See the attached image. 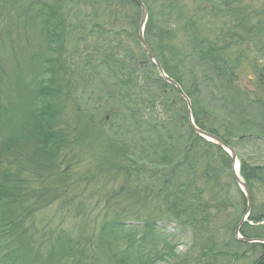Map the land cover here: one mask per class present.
<instances>
[{
  "label": "rangeland",
  "instance_id": "374dc122",
  "mask_svg": "<svg viewBox=\"0 0 264 264\" xmlns=\"http://www.w3.org/2000/svg\"><path fill=\"white\" fill-rule=\"evenodd\" d=\"M33 1L0 0V112L3 114L0 115V170H10L11 167L13 176L22 178L23 183H29L28 189L30 186L33 187L31 192H26L28 200L22 201V205H28L30 197L37 201L36 209L18 210V218H22L20 224L22 230L19 228L17 230L14 226L16 229L12 228L14 230L11 240L0 238V257L9 258L15 253H20L21 258L16 260V264L22 261L25 263L26 256L20 248L29 245L33 251H37L38 257H44L49 252L48 258L52 264H112V254L128 261L129 251L121 243L120 232L114 235L116 239L113 243L117 244L111 247L105 239L100 238L101 230L106 222L112 218L115 220L117 217H126L122 218L130 220L125 223L126 225L137 224L142 221L139 218L145 216L146 210L151 217L163 213L156 210L158 205H161L156 198L149 199L147 205L126 197L129 182L133 178L132 175H135L133 172L135 168L127 170L126 167L112 165L120 159L115 152L111 153L110 138L114 136L113 131L115 130L117 136L119 134L122 137L121 128L123 127V132H126L125 137H129L130 129L135 135L133 138L138 139L137 136L142 134L140 126L143 125L129 122L128 119L123 118L120 110L118 115L111 116L113 110L109 112V106L115 104L114 93L119 94L112 75L108 77L104 73L95 74L90 66L83 67V64L88 65L87 60L95 63V59L90 58V55H95L93 46L99 44L101 46V43L97 36L100 28L97 24L94 26L93 24L96 21L101 22V19L96 18L88 8H85L82 0H73L77 8H83L81 12L76 8L72 11L67 10L70 0H38L39 4H42V1L54 3L61 8L62 12L71 14V17L66 19V37L59 45L54 62L57 76L55 82L60 91L59 96L57 95L58 99H55L59 109L57 122L62 127L68 125L65 129L67 135H61V144L54 157L56 164L50 160L51 157L46 159L43 153L40 154L36 150V143L34 146L32 136L16 147L13 145L11 149L6 144L5 139L11 138L9 135L13 130L7 120L12 121L14 115H18L17 107L21 104L19 103L22 98L20 86L35 79V75H38L37 64H42L48 52L47 42L42 34L41 20L34 15L38 4ZM215 2L216 0H154L149 3L153 15L152 21L156 25L157 36L156 41L153 42L156 43L157 54L170 60L173 52L178 53L177 70L185 86L192 88L198 102L212 115L214 113L212 121H217L220 131L224 132L225 128L238 123L241 116L235 112L232 105L229 106L226 101H220L216 89L212 88L211 91L212 71L206 64L200 65L201 60L195 56L193 47L196 46V42L210 47L220 46L224 41L236 39L235 36L238 35H241V39L246 38L243 41L237 39L240 41L238 49L244 56L238 70V83L249 90L254 97L263 95L260 86L264 84V0L236 1L235 4L242 7V13L238 16L230 13L229 4H224L220 0V8L219 3L216 5ZM102 13L101 8L99 14L102 15ZM116 13L119 19L114 20L113 27L117 29L121 24L124 26L122 34L124 49L129 48L128 50L133 53L132 56L140 59L143 53L134 40L138 21L136 24L126 22L128 16L135 17L137 11L132 6L122 5L121 8L117 7ZM80 14L86 17L88 14V19L81 18ZM239 18L242 19L240 22L237 20ZM75 24H78V27H74ZM89 25L92 32L88 34L84 28ZM250 25H257V30L253 31ZM111 28L112 26L106 23V29L101 28V31H108ZM159 34L162 36L159 37ZM78 38L80 42H76ZM159 44L162 45L159 46ZM141 47L146 53L143 46ZM147 57L153 63L148 54ZM60 65L63 67V72ZM160 65L162 66L161 63ZM25 96L27 95L24 93L23 97ZM256 104L262 105L259 102ZM260 110V106H251L246 107L242 113L258 119ZM105 116L107 118L104 122ZM29 126L24 125L23 130L28 128L29 133L31 130ZM260 129L257 126L251 127L250 132L254 140L247 142L245 138L234 137L233 128L230 140L237 141L235 150L239 161L244 159L250 164H264V135L261 134L264 131L260 133ZM61 132L64 134L63 131ZM125 141L134 142L133 140ZM113 144L115 143L112 142ZM113 147L116 151L114 145ZM124 160L122 158L121 163L127 165ZM203 163L204 159L197 161V171L202 170ZM220 176L223 181H228L224 174ZM231 192L234 202L238 203L235 195L237 189L233 185ZM208 195H210L209 192ZM220 195L223 197L222 191ZM255 195L258 200L263 201L264 189L255 190ZM19 206L22 208L21 205ZM237 212L238 210L235 211L234 216ZM164 215L166 218L158 221V225H165L161 229L169 234V244L175 246L169 250H173L174 254L160 259L158 264H175L177 260L185 261L188 258L186 254L190 245V233L187 230H180L174 223L173 217L167 218V214ZM27 216L31 218L24 222ZM225 216L227 221L232 218V213L229 212ZM169 220L172 223H167ZM245 220L247 217L243 222ZM12 223L14 224V221ZM249 223L261 224L264 223V219L255 223L249 221ZM20 231L22 233L18 235ZM230 235L229 228L228 232L222 235L228 247H232ZM234 237L236 238L235 229ZM177 238L181 243H176ZM257 238L264 239V237ZM236 240L239 239L236 238ZM60 243L77 248L76 252L69 255L62 254L60 250L57 251ZM261 244L264 245V243ZM31 255L34 256L33 253ZM257 255L258 252L255 251L253 256ZM226 259L230 258L222 257L219 260L224 264ZM233 262L244 264L243 261L234 259ZM0 264H6V261L0 259Z\"/></svg>",
  "mask_w": 264,
  "mask_h": 264
},
{
  "label": "trees",
  "instance_id": "16d2710c",
  "mask_svg": "<svg viewBox=\"0 0 264 264\" xmlns=\"http://www.w3.org/2000/svg\"><path fill=\"white\" fill-rule=\"evenodd\" d=\"M82 1L85 8H88L96 18L101 19V22L96 21L93 24V26L97 24L100 28L97 36L101 43V46L100 44L93 46L95 55H90V58L95 59V63L87 60L88 65L83 64V67L90 66L95 74L104 73L108 77L112 75L119 94L114 93L115 104L109 106V112L113 110L111 116L118 115L120 110L123 118L125 117L129 122H134L139 126L143 125L140 126L142 134L137 136L138 139L133 138L135 135L131 133L130 129L129 137H125L126 132H123V127L121 128L122 137L119 134L117 136L116 131H113L114 136L110 139L115 143L113 145L116 151L111 142V153L115 152L120 156V159L112 165L113 167H126L127 170L135 168L133 169L135 175H132L133 178L129 182L126 197L147 205L149 199L156 198L159 200L158 202H161V205L156 202L158 205L156 210L163 213L151 217L148 215L149 211L146 210L145 216L139 218L142 221L137 224L128 223L126 225L125 223L130 221L122 219L126 217H117L115 220L112 218L107 221L101 230L100 238L105 239L108 246L111 247L117 244L113 243L116 239L114 235L120 232L121 243L129 251L128 261L119 259L117 255L112 254V264H158L160 259L174 254L173 250L169 251L165 247L170 243L169 234L161 229L165 225H158V221L166 218L164 214H167V218L173 217L174 223L180 230H187L190 233V245L186 254L188 258L185 261L177 260L175 264H222L219 260L222 257L230 258L226 259L224 264H235L233 259L243 261L244 264L246 262L247 264H264V245L246 243L236 240L234 237V229L246 209V200L236 186L231 170L230 156L222 148L206 141L189 127L187 104L184 98L176 88L163 80L154 63L148 60L147 54L139 44L136 31L134 40L139 44L143 53L140 59L132 56L133 53L128 50L129 48L124 49L121 37L124 32L123 25L121 24L117 29L113 27L114 20L119 19L116 13L117 7L121 8L122 5L135 8L137 15L135 17L128 16L126 22L136 24L139 15L137 3L134 0ZM143 1L149 11L144 31L145 39L165 72L179 82L185 94L190 98L195 123L200 128L217 134L234 148L237 141L230 140L233 128L234 137L245 138L247 142L253 141L251 127L261 128L260 133L262 130L264 131V84L260 86L263 95L254 97L249 90L238 83V70L244 57L243 52L238 49L240 41L237 39H241V35L235 36L236 39L231 38L230 41H224L220 46L207 47L196 42V46L193 47L195 56L201 60L200 65L206 64L212 71L211 91L212 88L216 89L220 101H226L229 106L232 105L235 112L241 116L238 123L221 132L217 121H212L214 113L212 115L198 102L192 88L185 86L183 78L177 70L178 53L173 52L170 60L157 54L156 43L153 42L157 36L156 25L152 21L153 15L149 3L154 0ZM222 1L224 4H229V11L234 16L242 13V7L235 4L238 0ZM35 2L38 6L35 7L36 14L34 15L41 20L42 34L46 39L48 52L43 58L42 64L36 62L38 75H35V79L20 86L22 98L19 101L21 104L17 107L18 115H14L12 121L7 120L13 130L9 135L11 138L8 137L5 140L6 144L10 146L8 148L11 149L13 145L16 147L26 138L32 136L34 146L36 143V150L40 154L43 153L46 159L51 157L50 160L56 164L54 157L61 144V135H67L65 129L68 125L62 127L57 122L59 109L55 99H58L57 95L59 96L60 91L55 82L57 76L54 62L58 55L59 45L66 37V19L71 17V14L62 12L61 8L55 6L54 3L42 1V4H39L38 0H34L33 3ZM74 3L73 0H70L67 10L72 11L76 8L81 12L83 8H77ZM217 3L221 8L220 0H216L215 4L217 5ZM101 8L102 15L99 14ZM105 11L108 13H104ZM80 17L88 19V14L87 17L80 14ZM241 18L237 20L240 22ZM105 22L112 28L108 31H101L106 29ZM75 26L78 27V24ZM257 27V25H250L253 31H256ZM84 29L88 34L92 32L90 25ZM161 36L159 34V37ZM195 37L197 36L195 35ZM76 42H80V38ZM61 70L63 72L62 66ZM24 93L27 96L23 97ZM257 102L263 106L256 104ZM251 106H260L258 119H253L242 113L246 107ZM0 115L3 114L0 112ZM103 121L105 122V117H103ZM26 124L30 125L29 133L28 128L23 130V126ZM261 134L264 135V132ZM122 158L125 159L126 166L121 163ZM199 159H204L201 171L196 170ZM119 162L121 164H117ZM240 173L248 184L252 196L251 211L247 220L240 227V234L244 237H264V223H249V221L255 223L264 219V200H258L255 195V190L264 189V164H250L246 160L240 159ZM220 174H224L228 181H223ZM27 185L29 183H23L22 178L13 176L11 167L10 170H0V238L11 240L14 229L22 230L20 225L22 218H18V210L37 208V201L32 200V197H30L28 205H22V201L26 200L25 202H27L28 200L26 192H31L33 189L31 186L28 189ZM232 185L237 189L235 195L238 203L233 200ZM220 191H222L223 197H221ZM236 210L238 212L234 216ZM229 212L232 213V218L225 221L227 219L225 215ZM29 218L31 217L27 216L24 222ZM167 223H172V221L169 220ZM228 228L231 231L232 247L226 246V241L222 239L223 233L228 232ZM21 233L20 231L18 235ZM76 249L60 243L57 251L60 250L62 254L69 255L72 252L75 253ZM22 250L26 256V262L22 261L20 264H52L48 258L49 252L44 257H38L37 251H33L29 245L20 248V251ZM255 251L258 252L257 256H253ZM259 251H261L260 254ZM32 253L34 256L31 255ZM161 254H163V258H161ZM220 255L221 258L218 259ZM19 258H21L20 253H15L9 258L0 257L2 261H6V264H16V260Z\"/></svg>",
  "mask_w": 264,
  "mask_h": 264
},
{
  "label": "water",
  "instance_id": "95a60500",
  "mask_svg": "<svg viewBox=\"0 0 264 264\" xmlns=\"http://www.w3.org/2000/svg\"><path fill=\"white\" fill-rule=\"evenodd\" d=\"M139 8H140V15H139V24H138V38L139 41L141 43V45L143 46V48L146 50L147 54L150 56V58L153 60V62L155 63L159 74L163 77V79L165 81H167L168 83H170L171 85H173L182 95V97L185 99L186 103H187V114H188V123L190 128L199 136L203 137L204 139H206L207 141L212 142L213 144L218 145L219 147H221L223 150H225L231 157L232 160V173L233 176L236 180V183L238 185V187L240 188V190L242 191V193L245 196L246 199V210L245 213L243 215V217L241 218V220L239 221V223L237 224L236 228H235V236L237 239L242 240V241H247V242H253V241H258L261 243H264V239L263 238H246V237H242L239 233V228L241 226V224L243 223V220L245 219V217L247 216V214L250 212L251 210V206H252V198H251V192L250 189L247 185V183L245 182V180L242 178V176L240 174H238L236 172V170L234 169V163L237 161L238 162V158H237V154L234 150V148L225 140H223L222 138H220L219 136H217L216 134L203 130L200 127H198L196 125V123L193 120L192 117V113H191V104H190V100L189 98L186 96V94L183 92L180 84L178 82H176L174 79H172L171 77H169L163 70L162 66L160 65V63L158 62V60L156 59L155 55L153 54L151 48L149 47V45L147 44L145 38H144V27L147 21V16H148V12H147V8L144 4V2L142 0H134Z\"/></svg>",
  "mask_w": 264,
  "mask_h": 264
},
{
  "label": "snow or ice",
  "instance_id": "6c2138e0",
  "mask_svg": "<svg viewBox=\"0 0 264 264\" xmlns=\"http://www.w3.org/2000/svg\"><path fill=\"white\" fill-rule=\"evenodd\" d=\"M176 243H181V241L179 240V238L176 239ZM174 244H166L165 247L166 249L170 250L172 247H174ZM161 258H163V254H161Z\"/></svg>",
  "mask_w": 264,
  "mask_h": 264
},
{
  "label": "bare ground",
  "instance_id": "6f19581e",
  "mask_svg": "<svg viewBox=\"0 0 264 264\" xmlns=\"http://www.w3.org/2000/svg\"><path fill=\"white\" fill-rule=\"evenodd\" d=\"M234 168H235L236 172L239 173V169H238L239 167H238L237 161L235 162Z\"/></svg>",
  "mask_w": 264,
  "mask_h": 264
}]
</instances>
